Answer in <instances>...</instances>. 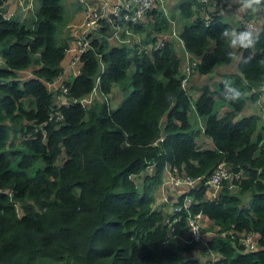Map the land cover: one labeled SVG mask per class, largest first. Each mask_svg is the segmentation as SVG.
Masks as SVG:
<instances>
[{
	"label": "trees",
	"instance_id": "trees-1",
	"mask_svg": "<svg viewBox=\"0 0 264 264\" xmlns=\"http://www.w3.org/2000/svg\"><path fill=\"white\" fill-rule=\"evenodd\" d=\"M2 1L0 264H264V122L245 113L248 101L261 99L264 108V0L247 47L231 42L248 32L200 0H174L168 15L152 8L140 22L117 20L143 34L148 49L109 44L108 27L98 21L66 96L83 97L94 86L98 94L88 107H60V119H49L53 99L43 82L56 77L71 41L64 6L34 0L28 21L6 19ZM170 19L180 49L172 39L152 47ZM184 53L194 62L191 72L204 76L238 56L232 72H220L194 96L180 84ZM28 68L32 77L18 79ZM114 86L121 97L111 107L102 95ZM199 136L211 146L198 144ZM220 163L231 177L216 198H204L202 181L183 191L191 203L173 214L181 220L170 232L164 219L173 215L157 198L178 206L182 195L169 203L158 197L164 168L197 178ZM196 213L211 223L200 258L183 255L197 245L173 237L186 230V215ZM241 233L255 235V249H243ZM206 251L216 258L210 261Z\"/></svg>",
	"mask_w": 264,
	"mask_h": 264
},
{
	"label": "built area",
	"instance_id": "built-area-1",
	"mask_svg": "<svg viewBox=\"0 0 264 264\" xmlns=\"http://www.w3.org/2000/svg\"><path fill=\"white\" fill-rule=\"evenodd\" d=\"M1 1V0H0ZM7 1V0H6ZM6 1L2 5L6 3ZM15 5L19 6L20 10L24 13L32 9V3L34 0H13ZM80 6L81 19L78 23L74 24L71 31L70 37L75 48L73 55L67 60L65 64L62 65L60 71L56 77L50 82H43L45 89L51 93L53 104L50 109L51 113L49 119L54 117L55 119H60L57 110L60 107H66L69 104H78L81 107H88L95 99L97 90L95 86L92 90L85 96L80 98H68L66 95L68 93L67 83L72 76L78 73L79 67L81 65L79 57L83 51L89 47L90 43V33L94 31L98 21L104 20L105 26L108 27V33L103 35L105 39L111 43L126 44L135 46V50L148 49L150 45H145L141 43L140 33H135L131 31L125 24L120 25L117 22L121 18L123 22H140L143 20V16L147 10L152 8L161 9L166 15L169 14L163 7L164 5H172L174 0H121L118 4L111 7L107 12L106 3H93L92 0H75ZM203 3L208 4V9L210 11H215L218 15L224 16L230 14L231 7L228 6V0H200ZM173 6V5H172ZM169 8V7H168ZM121 11H125L120 14ZM5 15V14H4ZM111 16V17H110ZM6 19L10 16H4ZM207 19V16L204 17ZM175 21L173 19L169 20L170 28L168 32L160 33L157 36V40L152 43V47L159 48L161 46V41L173 39L179 43V38L176 36ZM238 23L240 26L250 33L252 31L251 23L248 20L240 18ZM114 45V44H113ZM185 60H189V57L184 53ZM3 63L0 57V65ZM192 67L194 62L190 63ZM192 67L186 66L184 68L185 72L191 71ZM23 72L18 74V79H25L32 77V74L22 76ZM186 73L183 78H181V86L186 87L187 76ZM105 99V95H102ZM160 140V139H159ZM236 176V175H235ZM234 176V177H235ZM231 173L229 169L223 164H218L206 177L191 178L184 174H179L174 167H165L163 173V180L158 187V197L166 200V196L170 194L173 198H178L182 195L181 204L178 206L171 205L170 213L173 215L180 209H187L191 203V198L185 194L183 191L194 188L200 181L206 186V192L204 195L205 199L211 200L215 199L217 192L222 186V182L229 179ZM169 197V196H168ZM202 219L203 216L200 213L187 214L185 218V228L184 232L173 234V237L177 239L181 244H195L197 247L205 245V238L209 232H204L202 230ZM169 231L174 230L173 224L181 220L177 215L169 220V218L164 219ZM239 242L243 246L245 251H251L256 248L255 235L253 233H241L239 236ZM209 254L210 261H213L216 257L215 254L206 251Z\"/></svg>",
	"mask_w": 264,
	"mask_h": 264
},
{
	"label": "rangeland",
	"instance_id": "rangeland-1",
	"mask_svg": "<svg viewBox=\"0 0 264 264\" xmlns=\"http://www.w3.org/2000/svg\"><path fill=\"white\" fill-rule=\"evenodd\" d=\"M61 4L64 6V21L67 22L69 20L70 14H71V8H76V5L74 3H70L69 0H61ZM69 4H70L71 8L68 7ZM34 5H36V4H33V6ZM254 5H256V4H254ZM228 6L231 7V13L229 14L230 17L232 19H234V17H235V21L237 22L238 15L233 11L234 8L238 6L237 5V1L236 0H228ZM244 6H246V5H244ZM168 7L170 8V4L164 5L163 7H160V8H164L167 11V13H168L169 12V8ZM28 12H31V14H32L33 7ZM29 14L30 13H28V15ZM257 19H258V17H257ZM27 20L30 21V17L29 16L27 17ZM174 23L176 25V20H175ZM251 25H252V23H251ZM72 27H73V25L67 27L66 30H67L68 33H70ZM108 33H106V35ZM140 36L143 37V34H140ZM173 41L175 43V48L177 47V48L180 49V46L177 45V42L175 40H173ZM107 42L109 44H112V45L113 44L117 45V44L111 43L109 41H107ZM179 54L180 53L176 52V55H177L178 58H179ZM237 55L238 54H236V53L234 54V57H233V59H232V61H231V63L229 65H225V66L218 65V67L213 69L211 74H208V75H205V76L204 75H198L195 72L192 73L190 71V69H189V71L185 72L184 68L186 66L192 67V64H190L188 60L186 61L185 59H182L181 60V70L183 72V75L181 74V78H183L186 73H189L188 76H187V85H186V87L189 88V91L194 90L193 95L196 96L197 93H198V92H196V89H199L202 85H206V86L210 87L212 85L213 81L219 80L221 78V75H220L221 73H224V72L230 73V72H232L234 67H235V65H236ZM192 61H195V60H192ZM30 74H31V72H30ZM119 97H121V95H119V90H118V88L116 86H114V88L112 90V93L105 96V100L111 107H114L116 105L117 101L119 100ZM245 113L246 114H256V115L259 116L260 121L264 122V108H262L261 99L259 101L255 102V103H251V102L248 101L246 103ZM189 118H190V121L192 122L193 126H195L196 124L200 126V123L202 124V120L199 118V121H198L196 117H193L192 113L189 114ZM196 142H198V144L203 145V146H207V145L211 146L209 141L206 138L202 137V136H199L197 138ZM34 167H35V165H34ZM149 170H150V167H148L144 172L147 173V172H149ZM133 180L135 181V183H139V180L136 179L135 177L133 178ZM241 197L243 198V202L245 203V201L247 200V195L243 194V195H241ZM157 201L159 203L158 207L161 206L163 211H166L165 214L169 213V211H170L169 205L168 204L164 205L163 203H161V200L159 198H157ZM168 201H169V197L168 196H166V200H164V199L162 200V202H168ZM202 226H203L202 230L204 232H209L207 230V228H209V226H211V225L204 224ZM200 252L201 251H200L199 247H193L191 250H189L187 252H184L183 255L184 256L200 258V257H202V253H200Z\"/></svg>",
	"mask_w": 264,
	"mask_h": 264
},
{
	"label": "crops",
	"instance_id": "crops-1",
	"mask_svg": "<svg viewBox=\"0 0 264 264\" xmlns=\"http://www.w3.org/2000/svg\"><path fill=\"white\" fill-rule=\"evenodd\" d=\"M69 1H70V3H74L76 5V8H71L70 4H69L68 7L71 8V14H70L69 20L65 23L64 30H66L68 26H71V25L78 23L81 19L80 6L78 4H76L75 0H69ZM120 1L121 0H92L93 3H97V2L106 3L107 12L111 9L112 6L118 4ZM33 4H35L34 1L32 3V7L34 9ZM254 4H252L251 7H246V6H244L246 4H243V5L235 7L233 10L238 15L237 22L239 21L240 18L243 17L244 14H246L250 17V19L248 21L252 23V25H251L252 34L257 33V31L259 30V26L261 24V15H260V9L261 8L258 4H256V5H254ZM172 5H170V8H169L170 13L173 12V6ZM19 8L20 7L15 5V2L13 0H7L6 3L4 4V9H5V12H4L5 15L4 16L20 15L21 18L27 17V15H28L27 12L24 13ZM30 14H31V12H30ZM257 17H258V19H257ZM232 21H231V23L235 25L236 24L235 17H234V19H232ZM68 36H70V33H68ZM74 51H75V48L73 46L72 41H70V44L67 47V49L64 53V57H63L60 64H62V65L65 64L67 62V60L73 55ZM30 70L31 69L28 68V70L19 71L18 74L23 72L24 74H22V76H25V75H28L30 73ZM168 196H169V201H172V196L170 194H168ZM169 209H170V207H169ZM204 224L211 225L210 222H208V221L206 222V221H204V219H202V225H204Z\"/></svg>",
	"mask_w": 264,
	"mask_h": 264
},
{
	"label": "clouds",
	"instance_id": "clouds-1",
	"mask_svg": "<svg viewBox=\"0 0 264 264\" xmlns=\"http://www.w3.org/2000/svg\"><path fill=\"white\" fill-rule=\"evenodd\" d=\"M259 4V0H247L246 7H251L252 4ZM252 34V31L250 32ZM249 33H242L236 39L232 40V46H236L237 43L242 47H247L249 43H251ZM234 98V97H233Z\"/></svg>",
	"mask_w": 264,
	"mask_h": 264
}]
</instances>
